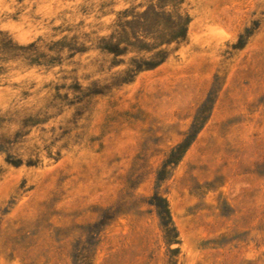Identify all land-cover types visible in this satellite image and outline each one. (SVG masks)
I'll return each mask as SVG.
<instances>
[{"label": "rangeland", "instance_id": "1", "mask_svg": "<svg viewBox=\"0 0 264 264\" xmlns=\"http://www.w3.org/2000/svg\"><path fill=\"white\" fill-rule=\"evenodd\" d=\"M0 264H264V0H0Z\"/></svg>", "mask_w": 264, "mask_h": 264}]
</instances>
